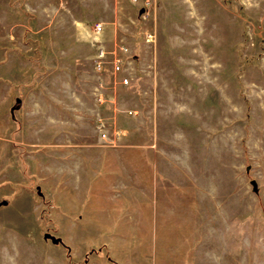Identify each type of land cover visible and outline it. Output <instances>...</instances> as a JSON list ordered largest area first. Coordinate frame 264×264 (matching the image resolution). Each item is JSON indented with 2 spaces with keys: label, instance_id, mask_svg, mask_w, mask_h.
I'll list each match as a JSON object with an SVG mask.
<instances>
[{
  "label": "rangeland",
  "instance_id": "rangeland-1",
  "mask_svg": "<svg viewBox=\"0 0 264 264\" xmlns=\"http://www.w3.org/2000/svg\"><path fill=\"white\" fill-rule=\"evenodd\" d=\"M0 54V264H264V0H0Z\"/></svg>",
  "mask_w": 264,
  "mask_h": 264
},
{
  "label": "crops",
  "instance_id": "crops-1",
  "mask_svg": "<svg viewBox=\"0 0 264 264\" xmlns=\"http://www.w3.org/2000/svg\"><path fill=\"white\" fill-rule=\"evenodd\" d=\"M85 19H74V23L75 24H83L85 23ZM100 24V23H97ZM102 33V31L100 32H96L95 34L100 35ZM95 42H99L100 39L98 37H93L92 38ZM98 53V51H97ZM96 53V54H97ZM96 54L94 55V68L96 70L97 73H102L105 70V64H106V59H104V62L101 64V66H97L96 65ZM2 56V54H0ZM10 56V55H9ZM12 56V55H11ZM11 65L13 66V60L9 58L8 62H4V63H0V106L2 107V103L4 101L7 100V98H9V100L11 101L15 91L16 93H18V91L16 90V87L12 85V81L10 83V81H5V77L7 76L9 79L12 78L13 72H9L5 73V68L6 66ZM10 66V67H11ZM113 66V65H112ZM8 69V68H7ZM114 71V69H113ZM122 71V70H121ZM115 72V71H114ZM40 83L36 84L35 88H39ZM30 93V95L34 96L37 94L36 90L33 88V90L31 91H26L24 94ZM42 94V92H41ZM101 94V93H100ZM30 97L31 102L33 104V106L31 107V113L24 116V114H21L22 116H20L21 118V127L19 128L18 132L15 133V137L19 138L20 140H27V141H22V143L24 145L27 146L28 150L31 151V153L33 154H37V156H30V160L34 159V157H37L36 159V165L39 163V168L36 170V172L38 174H40V178L42 180V168H43V163L41 160V156L40 153L43 149L50 150V149H54V152H60V150L57 148L58 145H50L49 143V137H50V133H49V128L50 125L52 126L53 124H50V116H49V111L47 109V107H43L42 106V102L43 99L39 102L38 99L35 100L33 99V97ZM15 98V105H12L9 107V119L12 120L13 116L16 115L19 117V114H17V112L22 109V105H23V99H21L20 97H17L16 95L14 96ZM43 98V97H42ZM99 102L103 101V97L100 95L98 98ZM46 102V101H45ZM6 103V102H5ZM9 103V101H8ZM0 107V138L4 137V136H12V127L11 124H9V130H8V134L6 132V128L4 127V125L2 124V120L5 119V115L3 114V109ZM9 120V123H10ZM27 130V131H26ZM103 137H105V134H103ZM2 141L0 140V147ZM80 147H77L75 145H68L65 147V151L63 150L62 152H76V151H80L79 150ZM1 150V148H0ZM43 153V152H42ZM39 155V156H38ZM40 157V158H39ZM39 160V162H38ZM32 161V160H31ZM41 169V170H40ZM48 169V167H47ZM44 182V180H42Z\"/></svg>",
  "mask_w": 264,
  "mask_h": 264
},
{
  "label": "built area",
  "instance_id": "built-area-1",
  "mask_svg": "<svg viewBox=\"0 0 264 264\" xmlns=\"http://www.w3.org/2000/svg\"><path fill=\"white\" fill-rule=\"evenodd\" d=\"M94 30L96 32H100L102 31V26L101 24H96L94 27ZM105 55H106V51L104 50V48L100 47L98 50V53L96 54V65L99 67L101 66V64L104 62L105 59ZM112 64H113V69L115 72H120L122 70V64H121V60L117 57H115L112 60ZM128 83V78L123 77L122 78V84H127Z\"/></svg>",
  "mask_w": 264,
  "mask_h": 264
}]
</instances>
